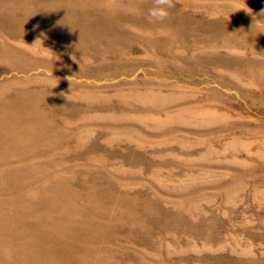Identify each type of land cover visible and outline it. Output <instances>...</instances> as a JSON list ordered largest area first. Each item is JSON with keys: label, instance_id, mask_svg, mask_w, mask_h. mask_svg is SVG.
I'll return each instance as SVG.
<instances>
[{"label": "rangeland", "instance_id": "rangeland-1", "mask_svg": "<svg viewBox=\"0 0 264 264\" xmlns=\"http://www.w3.org/2000/svg\"><path fill=\"white\" fill-rule=\"evenodd\" d=\"M153 3L0 0V264H264V0Z\"/></svg>", "mask_w": 264, "mask_h": 264}, {"label": "clouds", "instance_id": "clouds-1", "mask_svg": "<svg viewBox=\"0 0 264 264\" xmlns=\"http://www.w3.org/2000/svg\"><path fill=\"white\" fill-rule=\"evenodd\" d=\"M174 7L173 0H154L153 6L148 10L147 15L153 21H164L169 17L170 11Z\"/></svg>", "mask_w": 264, "mask_h": 264}]
</instances>
